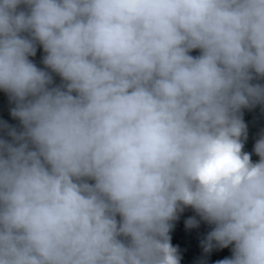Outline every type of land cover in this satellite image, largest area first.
<instances>
[{"label": "clouds", "instance_id": "1", "mask_svg": "<svg viewBox=\"0 0 264 264\" xmlns=\"http://www.w3.org/2000/svg\"><path fill=\"white\" fill-rule=\"evenodd\" d=\"M261 78L264 0H0V264H264Z\"/></svg>", "mask_w": 264, "mask_h": 264}, {"label": "trees", "instance_id": "2", "mask_svg": "<svg viewBox=\"0 0 264 264\" xmlns=\"http://www.w3.org/2000/svg\"><path fill=\"white\" fill-rule=\"evenodd\" d=\"M23 7V6H21ZM191 55L196 56L199 50H193ZM43 55L42 49L37 46V52L30 59L37 65L43 67L41 58ZM54 83H59V76L53 74ZM254 83H264V78L253 81ZM13 105L10 103L7 94L0 91V121L7 122L10 126H19L18 120L10 115V108ZM243 120L247 125V139L244 140L243 151L248 152L253 161L258 157L253 153V145L259 134L264 130V110L258 105L252 109H243ZM0 138L10 139L5 136L4 130L0 129ZM195 215L191 208H185L183 212L178 213V218L173 222V227L170 231L171 243L177 247L180 255V264H200L205 261L206 264H213L214 261L224 259L231 256V246L228 248H213L209 253L205 254L201 248L200 241L204 238L211 226L200 222L199 227L188 229L184 225L187 217Z\"/></svg>", "mask_w": 264, "mask_h": 264}]
</instances>
